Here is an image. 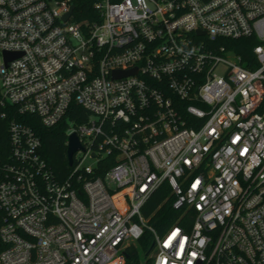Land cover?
Wrapping results in <instances>:
<instances>
[{"label": "built area", "instance_id": "1", "mask_svg": "<svg viewBox=\"0 0 264 264\" xmlns=\"http://www.w3.org/2000/svg\"><path fill=\"white\" fill-rule=\"evenodd\" d=\"M74 104L60 180L31 121ZM145 235V264H264V0H0V264H127Z\"/></svg>", "mask_w": 264, "mask_h": 264}, {"label": "trees", "instance_id": "2", "mask_svg": "<svg viewBox=\"0 0 264 264\" xmlns=\"http://www.w3.org/2000/svg\"><path fill=\"white\" fill-rule=\"evenodd\" d=\"M91 3H84L83 7H89ZM223 44L229 46L235 54L242 56L245 60H253V49L257 45L254 39L240 40V41H223ZM75 121L81 123L87 120V114L81 110L77 105H73L68 114V119H65L62 123L54 128L47 129L41 126L37 119L31 121L32 127L36 134L40 137L42 142L41 155L46 160L48 165L54 170L60 180H65L69 177L71 169L68 163L67 157V130L68 121ZM116 156L106 158L101 169L98 171V176L103 177L117 162ZM173 200L170 197V189L168 185H164L158 192L154 194L151 201L148 202L143 210L144 215L149 219L151 215L157 211L156 216L151 219V223L155 227L163 232L167 228L171 227L178 218V214L172 208ZM161 206L160 209H158ZM139 244L146 251V254L151 252L152 240L149 235H145L143 239L139 241ZM129 259L127 264H141L139 258V252L136 247H133L128 252Z\"/></svg>", "mask_w": 264, "mask_h": 264}, {"label": "water", "instance_id": "3", "mask_svg": "<svg viewBox=\"0 0 264 264\" xmlns=\"http://www.w3.org/2000/svg\"><path fill=\"white\" fill-rule=\"evenodd\" d=\"M72 10L74 11V8H72ZM71 14V13H70ZM69 15H67L65 17V19H68L69 18ZM4 56H5V59H7L6 61L9 62V61H13L15 59H17L20 55L19 54H11V53H4ZM136 71H128V72H118L115 74V77H121V76H127V75H130L131 73H134ZM68 151H67V157H68V163L69 164V167H72L73 163H74V156L75 154L80 151L82 149V146L78 140V137L76 135H72L69 137L68 139Z\"/></svg>", "mask_w": 264, "mask_h": 264}, {"label": "rangeland", "instance_id": "4", "mask_svg": "<svg viewBox=\"0 0 264 264\" xmlns=\"http://www.w3.org/2000/svg\"><path fill=\"white\" fill-rule=\"evenodd\" d=\"M86 164L94 167L95 161L89 159L86 161ZM135 247L138 249L139 252L140 263L141 264L150 263L151 261L150 258L153 252L151 253L150 256H147V254L145 253L146 251L143 250V247L139 244V242H135Z\"/></svg>", "mask_w": 264, "mask_h": 264}]
</instances>
